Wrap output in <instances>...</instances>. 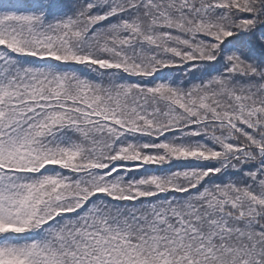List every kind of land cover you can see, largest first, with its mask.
<instances>
[{
    "label": "snow or ice",
    "instance_id": "6c2138e0",
    "mask_svg": "<svg viewBox=\"0 0 264 264\" xmlns=\"http://www.w3.org/2000/svg\"><path fill=\"white\" fill-rule=\"evenodd\" d=\"M0 264H264V0H0Z\"/></svg>",
    "mask_w": 264,
    "mask_h": 264
}]
</instances>
